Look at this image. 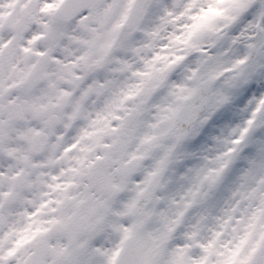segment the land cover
<instances>
[{
    "label": "snow or ice",
    "instance_id": "snow-or-ice-1",
    "mask_svg": "<svg viewBox=\"0 0 264 264\" xmlns=\"http://www.w3.org/2000/svg\"><path fill=\"white\" fill-rule=\"evenodd\" d=\"M0 264H264V0H0Z\"/></svg>",
    "mask_w": 264,
    "mask_h": 264
}]
</instances>
